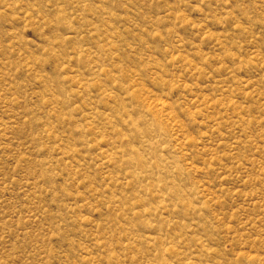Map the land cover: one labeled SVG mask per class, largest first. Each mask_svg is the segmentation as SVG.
I'll return each instance as SVG.
<instances>
[{
  "label": "rangeland",
  "instance_id": "374dc122",
  "mask_svg": "<svg viewBox=\"0 0 264 264\" xmlns=\"http://www.w3.org/2000/svg\"><path fill=\"white\" fill-rule=\"evenodd\" d=\"M0 264H264V0H0Z\"/></svg>",
  "mask_w": 264,
  "mask_h": 264
}]
</instances>
